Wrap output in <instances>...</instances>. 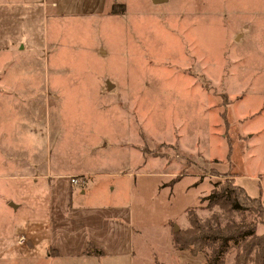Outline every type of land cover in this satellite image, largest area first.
Instances as JSON below:
<instances>
[{"label":"rangeland","instance_id":"obj_1","mask_svg":"<svg viewBox=\"0 0 264 264\" xmlns=\"http://www.w3.org/2000/svg\"><path fill=\"white\" fill-rule=\"evenodd\" d=\"M15 2L0 8L7 67L0 77L46 79V93H92L72 104L66 122L81 140H93L87 153L78 142L79 161L100 160L117 175L94 178L88 192L130 205L134 257L92 255L86 264H204L208 249L179 250L173 235L188 226L189 210L201 218L218 210L200 201L214 182L233 177L264 206V0ZM113 5L122 13H111ZM46 189L0 177V238L10 244L21 235L34 243L35 259L43 255L46 216L34 194ZM263 230L257 225V234ZM19 253L7 264H40ZM234 254L222 264H234Z\"/></svg>","mask_w":264,"mask_h":264},{"label":"crops","instance_id":"obj_2","mask_svg":"<svg viewBox=\"0 0 264 264\" xmlns=\"http://www.w3.org/2000/svg\"><path fill=\"white\" fill-rule=\"evenodd\" d=\"M15 1L2 0L0 8H9V5L12 8L17 5ZM5 68L6 63L0 62V70ZM45 80L0 77V177L29 179L35 184L45 183L47 187L34 194L42 199L38 205H42L46 216V220L40 223L46 231L43 255L38 259L32 257L34 243L19 241L21 235L10 244L0 238V264H7L14 250L20 252L21 261H31L32 257L40 264H86L85 258L93 255L86 253L88 244L100 252L95 254L99 258L132 259L136 232L130 224V205L105 202L102 200L104 192L98 199L88 192L94 178L117 175V170H111L100 160L92 163L79 161L78 142L87 153L90 148L84 146L89 139L90 142L93 140L91 136L86 141L81 140L66 122V115L74 102L94 99V96L92 93L79 96L72 89L57 94L46 93ZM135 145L126 144L141 153ZM152 159H157L163 166L168 165L163 158ZM122 173L130 178L134 175L131 170ZM72 177L76 179L75 183L70 182ZM79 182L81 184L77 185ZM126 183L129 184L128 178ZM75 187L79 198L73 202ZM113 187L110 186L108 192L114 191ZM85 196L88 197L86 200H79ZM22 244L25 249L14 248V245Z\"/></svg>","mask_w":264,"mask_h":264},{"label":"trees","instance_id":"obj_3","mask_svg":"<svg viewBox=\"0 0 264 264\" xmlns=\"http://www.w3.org/2000/svg\"><path fill=\"white\" fill-rule=\"evenodd\" d=\"M114 6L110 8L111 13H122V9L115 10ZM200 201H205L206 209L218 210L207 218L199 217L194 209L189 210L188 226L173 235L177 249H188L193 254L208 249L204 264H222L230 249L235 250L234 264H264V230L260 234L256 232L259 224L264 229V206L259 196L250 197L229 177L214 182L211 191ZM234 214L239 217L237 221L233 219ZM86 253L100 254L90 244Z\"/></svg>","mask_w":264,"mask_h":264},{"label":"built area","instance_id":"obj_4","mask_svg":"<svg viewBox=\"0 0 264 264\" xmlns=\"http://www.w3.org/2000/svg\"><path fill=\"white\" fill-rule=\"evenodd\" d=\"M70 182L75 183L76 182V179L74 177H72V178H70ZM18 240L19 241H22V238L20 237Z\"/></svg>","mask_w":264,"mask_h":264},{"label":"water","instance_id":"obj_5","mask_svg":"<svg viewBox=\"0 0 264 264\" xmlns=\"http://www.w3.org/2000/svg\"><path fill=\"white\" fill-rule=\"evenodd\" d=\"M155 2H159L161 0H154ZM10 206H13L11 203H10ZM174 230H176V227H174Z\"/></svg>","mask_w":264,"mask_h":264}]
</instances>
